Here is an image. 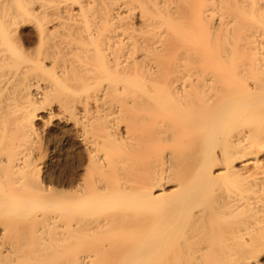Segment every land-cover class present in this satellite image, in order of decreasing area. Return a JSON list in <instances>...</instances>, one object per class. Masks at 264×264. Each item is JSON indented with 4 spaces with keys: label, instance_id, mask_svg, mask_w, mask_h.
<instances>
[{
    "label": "bare ground",
    "instance_id": "obj_1",
    "mask_svg": "<svg viewBox=\"0 0 264 264\" xmlns=\"http://www.w3.org/2000/svg\"><path fill=\"white\" fill-rule=\"evenodd\" d=\"M0 264H264V0H0Z\"/></svg>",
    "mask_w": 264,
    "mask_h": 264
},
{
    "label": "rangeland",
    "instance_id": "obj_2",
    "mask_svg": "<svg viewBox=\"0 0 264 264\" xmlns=\"http://www.w3.org/2000/svg\"><path fill=\"white\" fill-rule=\"evenodd\" d=\"M57 156H58L57 160L58 158H61L59 157L58 153ZM69 168L70 166L66 161H59V163H57L55 170H53L50 173V177L48 178L46 183L48 185H53L55 187L69 184L71 181L75 179V175L73 176L70 174ZM111 240L116 243L124 242L120 237L111 238Z\"/></svg>",
    "mask_w": 264,
    "mask_h": 264
}]
</instances>
